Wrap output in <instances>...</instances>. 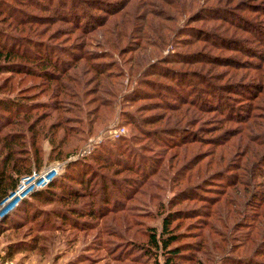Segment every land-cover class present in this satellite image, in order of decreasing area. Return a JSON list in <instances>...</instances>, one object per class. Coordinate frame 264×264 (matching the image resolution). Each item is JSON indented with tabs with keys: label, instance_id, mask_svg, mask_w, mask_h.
<instances>
[{
	"label": "rangeland",
	"instance_id": "obj_1",
	"mask_svg": "<svg viewBox=\"0 0 264 264\" xmlns=\"http://www.w3.org/2000/svg\"><path fill=\"white\" fill-rule=\"evenodd\" d=\"M67 1L25 0L26 4L18 5L17 10L38 18L25 27L23 34L39 35L38 38L47 46L54 44L67 51L64 54L58 50V60H70L72 51L82 57L92 53L88 60L80 58L76 63L78 68L69 71L77 80L86 83L84 90H89V95L79 101L57 102L56 98V101H51L54 89L60 84L67 82L73 90L79 89L66 78L56 83L20 73L0 74V97L17 94L28 104L36 106L34 111L15 115H8L0 109V160L8 152L2 139L22 129L24 144L18 146L26 148L27 161L25 163L24 157H17L21 160L20 168L22 164H28L31 173L48 169L55 175L56 167L55 180L58 181L66 170L71 178L82 176L88 168L77 164L78 160L91 155L100 146L107 148L115 142L110 131L123 126L125 133L122 136L142 146L145 156H151L158 165L160 159L164 160L161 164L169 181L157 186L158 198L153 197L152 202L145 188L125 212H106L103 205L97 208L96 198L91 195L94 188L86 189L87 182L78 185L71 180L59 184V187L56 184L52 190L41 193L39 198L31 197V193L25 198L27 204H23L26 212L15 213L17 205L8 216L11 224L0 227V261L3 264H164L165 253L148 243L146 229L160 231L165 212L175 210L189 211L172 223L173 232L181 234L177 244L184 250L187 245L194 248V251L178 256L177 264H264V163L261 162L264 142L260 143L264 139V0H211L209 3L208 0H186L190 6H185L179 17L172 16L178 13L168 6V2L164 4L165 0H146L144 8L151 12L146 16L142 14L144 17L139 15L140 10L136 11V6L142 5L144 0H103L120 7L118 10L111 8L108 12L99 7L102 4L95 5V8L72 10ZM86 1L91 3L92 0ZM212 4L223 7L218 11L224 16L219 17L221 20L217 17L205 23L193 21L191 17L200 11V6ZM163 8L171 15L166 14L164 19H159L160 12L165 13ZM231 9L249 20L250 29L241 26L228 14L227 10ZM59 13L66 16L65 20ZM209 14L202 11L204 16ZM162 25L169 26L172 31L179 27V31L174 35ZM0 28L5 31L10 26L8 22H0ZM188 28L194 30L192 35L186 34ZM122 29L125 36L119 34ZM142 34L171 35L175 45L154 49L146 41L138 40ZM3 36L1 34L2 41H12L3 39ZM183 38H188V42L184 41L185 46H176ZM232 38L237 41L235 44L230 42L229 47L222 44V41ZM20 45L26 46L27 43L20 41ZM174 49L179 50L189 62L180 63L179 60L184 58L181 56L175 60L178 62L166 64L165 68L156 65L148 76L143 75L152 60L160 61ZM106 50L108 52L104 54L124 64L123 69H128L131 79L138 80L143 72L144 78L147 77L155 86L134 87L138 91L131 94L140 100L134 97L129 103L128 108L133 112L131 118L118 114V100L126 102L128 98L122 97L128 90L124 95L120 94L122 85L118 87L114 81L118 79L117 74L115 78L108 79L110 88L117 91L114 104L109 103L96 116L93 113L96 103L86 102L97 94L102 96L100 86L103 82L93 71L92 64L98 62L97 58L102 54L98 53ZM107 64H110L109 60ZM108 67L116 69L112 65ZM178 70L189 71L183 74L202 72L208 78L213 77L222 88L233 85L235 89H228L231 91L241 86L239 90L244 94L239 90L236 92L241 96L221 91L217 92L215 105L212 104L215 97L210 101L204 95L202 100H197V103L203 101L208 108L188 103H182L177 109L171 108L166 102L175 94L180 95L179 91L185 96L190 94L186 87L188 81L178 87L173 85L175 87L170 92L159 90L170 84L167 74L181 72ZM128 78L121 76L119 80L128 85ZM252 83L256 88H247ZM160 84L163 85L158 87ZM232 103L236 107H232ZM252 103L255 108L246 113V107ZM83 110L87 111L89 122L69 129L77 118L80 120L83 116ZM230 110L234 111V116L228 114ZM145 117L150 118L148 124L142 122L140 127L134 126L138 123L134 119ZM34 119L38 134L27 131V126ZM173 126H177L183 136L190 134L195 137L186 145L164 149L168 144L160 140L167 136L162 131ZM88 148L90 151L86 152ZM160 150L164 153L161 154ZM91 162L93 166L100 165L96 161ZM70 163L74 165L71 167ZM115 168L107 166L106 170L111 173ZM188 171L191 176L186 179ZM236 172L241 174L239 181L228 187L226 180ZM174 174L177 175V184L170 180ZM118 176H135V173L123 171ZM79 188L82 191L86 189L87 193L76 194ZM177 193L182 195L171 203ZM12 204L14 201L6 207ZM207 251H211L210 254H206ZM254 253L261 255L255 257Z\"/></svg>",
	"mask_w": 264,
	"mask_h": 264
},
{
	"label": "trees",
	"instance_id": "obj_2",
	"mask_svg": "<svg viewBox=\"0 0 264 264\" xmlns=\"http://www.w3.org/2000/svg\"><path fill=\"white\" fill-rule=\"evenodd\" d=\"M204 1L206 0H202V2ZM209 1L211 0H208V3ZM217 1L219 2L220 0H217ZM166 2H168V6H170L173 11H176V13H178V15L172 14V16L174 17L181 16L180 13L183 14L185 6L187 8L190 6V3L187 2L186 0H165L164 4ZM145 3H146V0H144L142 5L136 6V11L140 10L139 15L141 16L142 14L146 16L149 12H151L150 9L146 10L144 8ZM21 4L22 5L26 4L25 0H0V22H8V26H10V28H7L9 30H5V31H2V29L0 28V37H1V34H4V36L2 37L3 39L9 38L12 40L11 42H9L8 40L2 41L0 38V74L20 73V74L29 75L32 77L38 76L46 81L56 82V83H60L63 79L66 78L74 82V84L77 86L79 91L73 90V88L70 87V84L65 82L64 84H60L56 86V88L54 89V95H52L53 97L51 98L52 99L51 101H56L55 98L57 99V102H62V101L64 102V101H69V100L79 101V100L85 99V97L89 95L88 94L89 90H84V88L86 87V83L84 81L80 82L79 80H77V78H75V76H73L72 73H69V71H71L72 69L78 68L76 66V63L80 58L88 60V57H90L92 53H89V55L87 53L83 54V57H82L81 55H78V54L74 55V52L72 51L71 53H69L70 60H66V58H61L58 60V57L56 55L57 51L60 50L64 52V54H66L67 51L59 49L54 44H48L47 46L45 42L42 43V41L44 40H40L38 38L39 35H37L36 37L34 35H30L29 33L26 35L23 34L25 27H27V25L28 26L31 25L33 21L38 20V18L34 15L26 14L21 10L18 11L17 7L18 5H21ZM67 4L70 5V8L72 10H77V9L83 10L86 7L89 8L91 6L95 8L97 7L95 5H99V4H102L99 7H102L101 9H103L105 12H108V10H110L111 8H115L117 10L120 9L119 5H115L116 3L115 4L110 3V2L108 3L103 0H92L91 3L86 0H81V1L68 0ZM58 5L59 4H57L56 6ZM50 7H51V3H50ZM220 8H223V7L217 4L200 6V11L197 12L191 18L193 19L194 22H204V23L210 19L215 20L217 17L218 19L221 20V18L219 17L223 18L224 16L218 13L219 10H222ZM226 8L228 9V7ZM48 11H49V8H48ZM162 11H164L165 13L160 12L158 16L159 19H164L166 17V14L171 15V13H168L166 8H163ZM202 11L210 12L211 14L204 16L202 15ZM212 11H215V12H212ZM227 11H228V14H231L233 18H235L236 20L240 22L239 24L241 26L246 27V28L248 27L250 29V27L248 26L249 20L246 17L240 16L239 12L235 13L232 11V9L227 10ZM60 17L62 20H65L66 18V16L62 14H60ZM189 18H190V15H189ZM229 21L233 22L232 20H229ZM162 27L169 33L173 32L172 34L174 35L176 32L179 31V27L175 28L174 31H172L170 27L167 25L166 26L162 25ZM187 27L188 26H186V28ZM193 31H194L193 29L188 28V30H186V34L192 35ZM119 34L121 36H125L126 32L124 31V29H122V31ZM204 35L207 36L206 34ZM179 36H180V33H179ZM207 39L208 37L205 38V40ZM138 40L146 41L148 46L154 49H160L162 45L163 46L170 45L171 47L175 45L173 36L171 35L170 36H161V35L147 36L146 34H142L141 37L138 38ZM187 40L188 38H183V40H180V43L176 44V46H179V45L185 46L184 41L186 42ZM226 40L227 41H224V42L222 41V44L225 47L227 46L229 47L230 42L234 44L235 42H237L233 38L231 40L230 39H226ZM20 41L26 42L27 45L26 46L23 45L21 47ZM107 52L108 51L106 50V51H100L98 53V54L102 53L97 58V61L100 63L96 62L95 58H93V61H95L92 64V67L94 68L93 71L96 73L97 77L101 79V81L103 82L101 83V86H100V92L102 93V96L100 94H97L96 97H94L93 99H89L86 102L88 104L96 103V106L93 108V113L96 114V116L100 114L99 110H101L102 108H105V106L107 107L109 103L114 104V102L117 100L116 99L117 91L110 88L108 84V79L115 78L116 74L118 75V79L114 81H116V84L118 85V87L122 85L120 94L124 95L125 93L124 91L126 89L128 90L125 96L122 97L123 99L126 97L128 98L126 102L123 101L122 103L120 102V100H118L120 103V104L117 103L119 104L118 114L120 116L122 115L124 117L131 118V116L133 115L132 114L133 112L131 111L130 107L128 108V105L135 98L139 99L138 97H135L133 94H131L133 91H138V90H134L135 89L134 87H136L137 85L139 86H137L136 89H141V88H138L141 85H149L151 88L155 87L153 86V82H151L150 80H147V77L144 78L143 75L148 76L151 73V72L149 73V71L156 65L165 68L166 64H170L171 62H178L175 60L181 56H183L184 58L182 60H179L180 63L189 62V61H186L185 59L186 57L183 54L182 55L180 54L179 50L174 49V51L173 50L169 51L168 52L169 54L164 56V58H162L160 61L152 60V63L150 64V68L147 69V72L143 75H142L143 73L142 72L140 74V78L137 80L134 77L131 79L128 69L127 68L123 69V67H125L124 64L121 65L117 63V61L119 60H117L116 58H110V56H108L107 54H104ZM187 58L190 59V57H187ZM98 59H102V61ZM108 60L110 64H107ZM262 60L264 61V57ZM72 61H75V63H71ZM107 65H112V67H115L116 69L111 68V67L106 68ZM178 71H181V72H174V73H171V75L167 74L170 77V84L165 85L164 87H161L159 90L164 89L165 91L170 92V90H172V88H174L175 86L178 87L182 82L188 81L189 84L186 87H188L187 92H189L190 94L185 96L181 91H179L180 95L175 94L172 100L170 101L168 100L169 102H166V104H168V106H170L171 108L177 109L182 103H188L192 105L195 104L196 106L201 107V108H208L207 106H204L205 104L203 103V101L201 103H197V100L199 101L202 100L204 95H207L208 100L210 101L211 99H213V97H215V99H213V102H212V104L214 103L213 105H215L217 101V97H216L217 92L219 93L221 91H228V93H232V94H236L240 96H241V93L244 94L242 90H239L241 89L240 88L241 86L236 88V90H232V91L228 89H235L233 85H229L226 87L224 86L222 88L218 83L214 81L213 77L208 78L202 72L194 71L193 74H185L189 71L188 70H178ZM258 71L260 72L261 70H258ZM183 72L185 73L183 74ZM121 76L122 77L127 76V78L129 77L128 85L124 84L123 80H119ZM104 79L107 80V83H105ZM162 85L160 84L158 87ZM262 85H264L263 81H262ZM249 86H253L256 88V86H254L253 83L252 85H248L247 88H249ZM237 90H239L241 93L240 92L237 93L236 92ZM143 93H147V92H143ZM191 94H193L192 97H190ZM19 99H22V98H20L17 94L14 96L7 95V96L0 97V109L3 112L9 113L8 115L24 113L27 110L31 112L36 109V106H34L33 104H28L26 100H23V99L19 100ZM232 107H236L235 103H232ZM252 108H255L254 103L247 106L245 109V112L250 113V110ZM233 112H231L230 110V112L228 111V114L230 116H234V114H232ZM236 113L237 112H235V114ZM87 117H88L87 111L83 110V116L79 118L80 120H78L77 118V120L74 121V124L69 129L77 127L79 123H82L85 126L89 122V121L87 122ZM35 119L27 126V131H29L30 133L38 134V130L33 124ZM134 121H138V123H135L134 126L140 127L142 122L145 124H148L149 123L148 121H150V118H147V117L139 118V120L134 119ZM182 130L185 132L184 129ZM17 132L18 133L14 134L11 137L8 136L2 139L3 146L7 149L8 152L6 156L5 157L2 156L0 160V201L3 200L11 191H13L16 188L21 177L28 175L32 172V169L30 165L28 164H22V168L19 167V163L21 161L19 158L24 157L23 160H25V163L27 161V150L26 148H24L25 149L24 150L22 147L18 146V144L20 145L24 144V139L22 136V132H24V130L19 129ZM162 132L163 134L167 135L166 138H160V140H163V142L168 144V146H165L164 149L186 145L189 142V140L195 137V135L190 136V134L183 136L182 131L177 126L168 127L164 129ZM12 138L14 140L16 139L15 140L16 142ZM263 140H260V143H263L264 142ZM114 141L115 142L110 143V145L107 148L106 147L103 148L100 146L96 150H94V152L91 155L82 157L78 160L77 164H80L81 166H86L88 168L85 171L86 173L85 175H82V176L78 175V176H75L74 178H71V174H69L68 170H66L65 174L62 175L60 178H58L59 181L55 180L56 179L55 177L46 188L37 190L33 192V194L30 196L34 198H39L41 193H46L52 190L56 186V184H58V187H59V184L62 185L64 184V182H68L72 180L78 185L83 184V182H87L86 189L88 190L90 189V186H92L94 188V192L91 195L94 196V198H96V201H95L96 207L99 208L103 205L104 210L106 212L128 211V206L131 205V202L133 200H136V197L138 195L142 194L145 188H146L145 190L147 191L146 194L148 195L150 202H152L153 197L158 198L156 196L158 195V192L156 190L158 189L157 186H161V183H165L169 181V176H167L166 173H164L166 172V169L162 165L164 164L163 163L164 160L160 159L162 158V156L161 155L159 156L160 157L159 161L162 164L160 163V165H158L156 161H154L151 158V156H145L144 148L142 146H139L133 143L132 139L130 141V138L126 139L122 136V137L115 139ZM160 151H161V154L164 153V151L162 150ZM157 152L158 151L156 150L155 153ZM0 156H1V153H0ZM261 159H262L261 162L264 163V153ZM91 161H96L100 165L95 166L94 164L93 166ZM69 165L72 167V165L74 164L70 163ZM107 166H116L115 172L109 173V171L106 170ZM258 168L259 167H257V169ZM66 169H69V167H67ZM79 169H81V167H79ZM123 171L124 173L134 172L135 176H128V177L118 176L119 172H123ZM189 172L190 171H188L186 179H188L191 176ZM240 176L241 174L237 172L235 173V175L233 174L231 176L229 175V178L226 180V183H228V187L230 186L233 187L235 183L239 181ZM180 179H182V177ZM170 180H171V183L177 184L178 182L177 175L174 174L172 176V179L170 178ZM148 188H154V189L147 190ZM86 189L82 191L79 188V192H75V193L76 194L77 193H87ZM179 193H182V192H179ZM179 193H177L172 198L171 203H174V201H176L178 196L182 195ZM208 198L209 200H213V198H210V197ZM23 204L24 205L27 204L26 199H23L18 204L17 210H15V213L20 214L21 211L26 212V208L25 206H23ZM137 205H140V204H137ZM184 212H181V211L176 212L175 210L166 211L164 217H162L160 231H157L156 228L146 229V232L148 233V243L154 246L155 248L162 250L165 253L164 264H177L176 258L178 256H181V255L183 256V255L190 253L191 251H194V248L189 245H187L186 250H184L182 246L180 247L177 243L179 241L181 234H175V232H173V230L171 229L172 223L174 221L179 219L182 214L189 213V211H184ZM9 218L10 217L8 216L4 218V221H1L0 223V227L4 228V227H7V225L11 224V222L9 221ZM210 252L211 251H207L206 254H210ZM259 255H261V253H254L255 257H259ZM255 263L262 264L259 262H255Z\"/></svg>",
	"mask_w": 264,
	"mask_h": 264
},
{
	"label": "built area",
	"instance_id": "obj_3",
	"mask_svg": "<svg viewBox=\"0 0 264 264\" xmlns=\"http://www.w3.org/2000/svg\"><path fill=\"white\" fill-rule=\"evenodd\" d=\"M124 133L125 128L123 126L114 128L112 131H110L113 139L121 137L122 135H124ZM89 151L90 148L86 150V152ZM54 171L56 175L58 169L55 167ZM55 175H52L50 170L47 169L39 173L33 172L21 177L16 188L11 191L3 200L0 201V220L6 218L7 216H10L14 212L16 206L31 193L45 188L53 180ZM13 201L14 204L7 208L6 205H8V203L10 202L12 203ZM0 264L3 263L0 261Z\"/></svg>",
	"mask_w": 264,
	"mask_h": 264
}]
</instances>
